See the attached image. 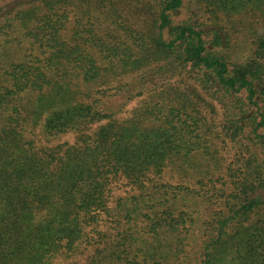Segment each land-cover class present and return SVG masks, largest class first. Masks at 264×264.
<instances>
[{"label":"trees","instance_id":"16d2710c","mask_svg":"<svg viewBox=\"0 0 264 264\" xmlns=\"http://www.w3.org/2000/svg\"><path fill=\"white\" fill-rule=\"evenodd\" d=\"M92 2L137 29L103 67L59 35ZM0 264H264V0H0Z\"/></svg>","mask_w":264,"mask_h":264},{"label":"rangeland","instance_id":"374dc122","mask_svg":"<svg viewBox=\"0 0 264 264\" xmlns=\"http://www.w3.org/2000/svg\"><path fill=\"white\" fill-rule=\"evenodd\" d=\"M122 3L123 1L120 5V12L121 7L125 6V4ZM96 4V2H92V6L85 5L86 8L84 9L88 10V16H84V14L80 13L76 8L75 10H70L68 13V21L64 29L61 30L63 35H59L61 38H65V41L69 44V46L78 45L83 55H88L94 60L92 61L93 65L96 67H103L110 64V62L106 60L104 56V51L106 50L107 46L110 44L117 48V45H119L122 41L127 44H131L132 41L129 40V34L132 33L133 35H137V32H129L128 28L133 29V31L137 29L134 23L131 24L125 19L122 20L119 18L113 21L110 13L107 14L104 11L105 9L101 7L96 8ZM123 14L127 15L128 17L131 15V12L125 10ZM13 37L14 40H12L11 45H9L8 48H5V52L9 56L7 57L8 60L11 57V59H15L14 61L16 63L35 64L38 59L43 58V56L40 54V49L28 42L23 36H21V34H14ZM35 47L36 50H34ZM132 74L125 75V77L122 74L118 76V78H116L115 75H107L108 78L106 80H108V82L103 86H100V88L103 89L99 90V92H96L98 89L95 90L93 98L106 101L104 104L106 103V106L109 109H107L108 111L105 112H113L118 110L119 103L124 101L123 111L116 112V117L123 118L124 116L126 117L127 115H131L134 110H137L139 106L143 105V96L135 97L129 101H126L121 96H115L111 99H106L108 97L114 96L116 93V86L126 81L128 79L126 76L131 77ZM172 79L174 81L178 80H175V78ZM179 85L182 86L181 84ZM120 99L121 102H119ZM39 128L40 125L26 128L24 137L27 140L32 139L37 145L43 146L46 145L47 142L45 140L46 138L44 137L45 135H42ZM95 128L96 126H93L92 130ZM51 139L52 138L48 139V144L50 146L61 144L65 141L72 143L75 140L74 136L71 135H61L53 138L52 140ZM167 179L171 178L168 177ZM174 179L171 181V183L174 182Z\"/></svg>","mask_w":264,"mask_h":264}]
</instances>
